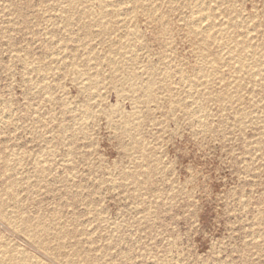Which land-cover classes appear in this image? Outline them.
Segmentation results:
<instances>
[{
  "label": "rangeland",
  "instance_id": "374dc122",
  "mask_svg": "<svg viewBox=\"0 0 264 264\" xmlns=\"http://www.w3.org/2000/svg\"><path fill=\"white\" fill-rule=\"evenodd\" d=\"M0 264H264V0H0Z\"/></svg>",
  "mask_w": 264,
  "mask_h": 264
},
{
  "label": "bare ground",
  "instance_id": "6f19581e",
  "mask_svg": "<svg viewBox=\"0 0 264 264\" xmlns=\"http://www.w3.org/2000/svg\"><path fill=\"white\" fill-rule=\"evenodd\" d=\"M201 18V17H200ZM207 18V17H206ZM201 20H202V18H201ZM203 21V20H202ZM205 21V20H204ZM202 24V23H201ZM194 26H196V24L194 25ZM209 26V25H208ZM206 29V28H205ZM194 30V29H193ZM200 32V31H199Z\"/></svg>",
  "mask_w": 264,
  "mask_h": 264
}]
</instances>
